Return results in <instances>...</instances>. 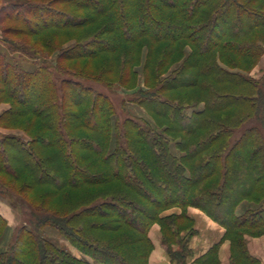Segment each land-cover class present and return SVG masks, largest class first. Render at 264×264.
I'll use <instances>...</instances> for the list:
<instances>
[{"label": "trees", "instance_id": "1", "mask_svg": "<svg viewBox=\"0 0 264 264\" xmlns=\"http://www.w3.org/2000/svg\"><path fill=\"white\" fill-rule=\"evenodd\" d=\"M263 55L264 0H0V126L18 130L0 134V197L29 214L0 264H148L154 223L187 264L189 206L224 228L199 264L223 240L229 264H261L247 236L264 235ZM84 81L149 119H120Z\"/></svg>", "mask_w": 264, "mask_h": 264}, {"label": "crops", "instance_id": "2", "mask_svg": "<svg viewBox=\"0 0 264 264\" xmlns=\"http://www.w3.org/2000/svg\"><path fill=\"white\" fill-rule=\"evenodd\" d=\"M179 212L180 209L174 207L167 210L165 214ZM0 214L6 219L8 226L11 227L12 224L10 221L14 218V211L9 203L1 197ZM186 214L193 220V227L196 230L189 243L191 254L187 258V264H199L196 259L221 239L224 228L199 208L189 206ZM148 235L153 244V248L148 257V264H174L167 254L166 245L162 242L160 227L157 223H154L150 227ZM247 248L251 255L257 257L261 264H264V235L258 237L247 236ZM68 249L73 254L79 255L73 246L69 245ZM218 258L219 264H229L228 240L221 242L218 250Z\"/></svg>", "mask_w": 264, "mask_h": 264}, {"label": "rangeland", "instance_id": "3", "mask_svg": "<svg viewBox=\"0 0 264 264\" xmlns=\"http://www.w3.org/2000/svg\"><path fill=\"white\" fill-rule=\"evenodd\" d=\"M5 25L6 24H3V27ZM11 36L16 37L17 39H23L24 40V37L19 36V35H17V36L11 35ZM34 39H35V37H32V38L29 37L26 39V41L31 43V45H32V41H34ZM28 45H30V44H28ZM42 59H44V58H42ZM47 61H49V59H47ZM23 62L26 66H30L29 63H31V65H35L36 62H39V61L28 59V60L23 61ZM72 64H75V62ZM263 71H264V55L259 59L256 66L250 71V75L252 77L257 78L262 74ZM84 82L86 84H90L94 88L95 91L102 92V93L106 94L111 99V101L115 107V111L117 112V115L120 119H123L128 115H134L135 117L149 119L148 116L146 115V113L143 111V109H141L140 107L129 102L130 95L128 94V92L125 89L118 87V86L108 88V87H106L100 83H96V82H92V81H84ZM9 102H10V100H8V99L0 102V112L8 107ZM16 128H17L16 126L15 127L14 126H9V127L0 126V134L1 133L5 134V133L18 132V130ZM19 133L22 136H26L25 133L22 131H19ZM5 201H7V200L5 199ZM9 205L12 207V209L14 211V218L12 219V221H10L12 226L10 227V231L8 232V235L6 236L7 239H5V238L0 239L1 248L5 247L6 246L5 244H7V246H8V244L10 242H12V235H14L15 229H18L19 226H21V224L29 223L28 222V220H29L28 209H26V208L23 209L20 204H17L16 207L14 206V203L12 205L9 203ZM43 235L46 236L47 238H49L50 240H53L54 242H57L59 244H64L66 247H69V245H70L63 237L59 236L51 228H48V227L44 228ZM76 253H79V252L77 251ZM76 256H79V255H76Z\"/></svg>", "mask_w": 264, "mask_h": 264}]
</instances>
